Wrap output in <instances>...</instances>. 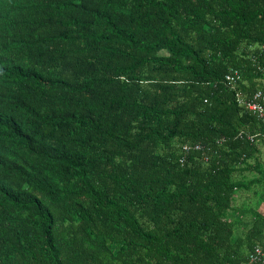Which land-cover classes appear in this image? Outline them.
Listing matches in <instances>:
<instances>
[{"label": "trees", "instance_id": "1", "mask_svg": "<svg viewBox=\"0 0 264 264\" xmlns=\"http://www.w3.org/2000/svg\"><path fill=\"white\" fill-rule=\"evenodd\" d=\"M257 92L264 0H0V264H260Z\"/></svg>", "mask_w": 264, "mask_h": 264}, {"label": "built area", "instance_id": "2", "mask_svg": "<svg viewBox=\"0 0 264 264\" xmlns=\"http://www.w3.org/2000/svg\"><path fill=\"white\" fill-rule=\"evenodd\" d=\"M239 80V74L237 71H232L230 74L226 76V81L230 85H234ZM238 103L242 106L246 111L251 113L256 119L264 126V94L262 92L255 93L250 99L243 100L238 98ZM252 141V139L250 138ZM191 147L185 145L183 150L185 153L190 151ZM201 149L200 146H196L195 150ZM259 259L260 264H264V251L261 249H256L254 254L250 256V261L255 262Z\"/></svg>", "mask_w": 264, "mask_h": 264}, {"label": "rangeland", "instance_id": "3", "mask_svg": "<svg viewBox=\"0 0 264 264\" xmlns=\"http://www.w3.org/2000/svg\"><path fill=\"white\" fill-rule=\"evenodd\" d=\"M261 151L264 152V145L261 147ZM246 196V194H243ZM242 198L244 199V197L242 196Z\"/></svg>", "mask_w": 264, "mask_h": 264}]
</instances>
